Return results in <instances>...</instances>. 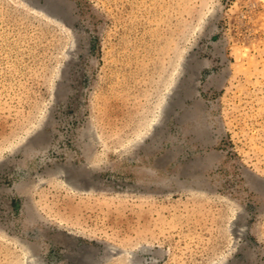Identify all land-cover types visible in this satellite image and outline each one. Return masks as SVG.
Listing matches in <instances>:
<instances>
[{
    "label": "rangeland",
    "instance_id": "374dc122",
    "mask_svg": "<svg viewBox=\"0 0 264 264\" xmlns=\"http://www.w3.org/2000/svg\"><path fill=\"white\" fill-rule=\"evenodd\" d=\"M0 264H264V0H0Z\"/></svg>",
    "mask_w": 264,
    "mask_h": 264
}]
</instances>
